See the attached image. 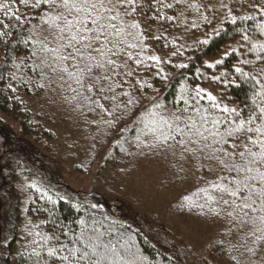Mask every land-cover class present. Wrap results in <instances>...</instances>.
Segmentation results:
<instances>
[{
    "label": "trees",
    "instance_id": "1",
    "mask_svg": "<svg viewBox=\"0 0 264 264\" xmlns=\"http://www.w3.org/2000/svg\"><path fill=\"white\" fill-rule=\"evenodd\" d=\"M0 5H8L7 9H0V20L9 24L8 29L0 25V32L7 33L0 36V113L19 126L22 138L38 145H54L57 150L67 144L71 153L76 147L69 134L82 133L86 130L84 124L91 126L90 119L98 120L102 128L99 133L112 136V150L100 167L99 179L114 190L130 192L145 208L158 204L163 196L175 195L162 211L170 221L167 232L171 235L176 228L173 237L179 232L192 236L188 241L191 249L195 245L201 255L198 261H190L189 251L168 238L166 232L107 213L93 207L94 203L66 198L47 186L31 191L21 203L14 183L21 167L18 164L15 173L3 171V181L12 187L15 201L0 233V264H44L49 260L46 248L59 247L55 237L68 242L71 235L80 232L81 219L89 228L102 222L101 230L111 231V239L130 249L128 258L136 264H264V240L256 239L260 233L253 236L251 225H241L242 214L237 215L223 203V199L233 198L215 187L227 184L220 177L235 178L236 174L210 158L207 149L190 154L177 143L180 137L164 143L159 133L152 131L161 117H186L196 107L215 115H228L212 108L207 99L211 90L206 93L203 89L204 76L214 80L213 97L218 104L237 109L241 118L249 112L259 115L257 106L264 107V96L257 95L264 85V50L259 47L264 44V33L259 27L264 24V0H136V11L125 20L140 25L139 29H128L139 33L136 39L128 37L137 47L122 46L124 54L113 57L126 67L118 69L120 75L114 77L121 84L115 92L116 101L100 100L103 110L72 92L68 84L73 88L77 85L74 81L65 83L66 74L53 73L47 67L41 71L39 65L45 53L40 48L51 37L37 14L39 10L25 8L18 0H0ZM5 11L15 12L26 22L8 20ZM203 40L208 43L202 44ZM129 52L131 60L127 59ZM153 56L160 62L150 59ZM213 58L223 63L208 68L207 61ZM179 64L187 67H175ZM236 68L246 75L237 73ZM129 71L131 76L126 75ZM41 84L44 87H39ZM197 88L203 90L202 99L196 96ZM124 93L130 94L133 104L127 105L129 97ZM184 99L188 100L187 105ZM185 107L187 113L182 112ZM69 119L84 121L83 128L66 126ZM259 123L260 120L255 122ZM226 127L227 124L222 125L221 131ZM207 143H211V138ZM100 145L103 146L102 140ZM240 150L242 147L237 153ZM252 150L259 151L258 147ZM236 160L242 162L238 155ZM228 212H233V216H228ZM65 232L69 235L65 236ZM45 235L52 238L47 244L41 239ZM34 250L41 253L40 257L32 255Z\"/></svg>",
    "mask_w": 264,
    "mask_h": 264
},
{
    "label": "snow or ice",
    "instance_id": "2",
    "mask_svg": "<svg viewBox=\"0 0 264 264\" xmlns=\"http://www.w3.org/2000/svg\"><path fill=\"white\" fill-rule=\"evenodd\" d=\"M18 3L25 8L39 10L37 14L49 30L51 39L46 40L40 48L45 53L39 65L41 71L47 67L53 73L66 74L68 80L65 83L74 81L77 85L73 88L68 84L71 91L82 95L86 101L96 104L102 110L104 105L100 103L101 99L115 102V92L121 84L115 82L114 77L119 76L118 69L126 65L118 64L113 57L119 58L124 54L125 49L122 46L129 49L137 47L136 44L129 42L128 37L136 39L139 33L130 32L128 29H139L140 25L125 20L126 16L136 11V0H32L31 3L29 0H18ZM7 8L8 5H0V9ZM5 16L17 23L26 22L15 12L5 11ZM232 22L235 23V18ZM0 25L4 29L9 28V24L3 20H0ZM259 27L264 33V24ZM4 35L7 33L0 32V36ZM201 43L207 44L208 41L203 40ZM255 47L256 45H253V48ZM259 47L264 50V44ZM126 55L127 59H132L130 52ZM150 59L160 62L155 56ZM222 63V60H217L215 64H207V67L215 68ZM175 67L182 69L187 65L179 64ZM235 71L246 75L240 68H236ZM126 75L131 76L132 72L129 71ZM60 78L63 79V75ZM39 87L42 88L44 85L41 84ZM202 91L199 88L195 90L196 96L201 99ZM84 92L90 95H84ZM124 95L129 97L127 105L133 104L130 94ZM257 95L264 96V85H261V92ZM207 99L211 102L212 108L228 115H215L207 109L196 107L194 113L186 117L176 114L170 119L161 117L157 122L158 126L152 131L154 134L159 133V138L164 143L180 137L177 143L190 154L196 151L204 152L207 149L210 158H215L227 172H234L235 178L220 177L221 181L227 180V184H216L215 187L233 198L231 201L222 199L223 203L230 205L237 215L242 214L241 225H251L253 236H256L257 232L260 233L256 236L257 241L264 240V107L257 106L259 115L249 112L245 118H241L240 111L221 106L211 94L207 95ZM253 102L255 103V100ZM184 104H188L187 99H184ZM182 112L187 113V107L182 109ZM232 116L236 119H230ZM257 120L261 123L255 124ZM224 124H227V127L221 131ZM210 138L211 143H207ZM189 144L199 147L189 148ZM216 145L219 147H214ZM241 147L242 150L237 153L236 150ZM253 147H258L259 151H253ZM237 155L242 162H237ZM48 199L51 201V197ZM228 216H233V212H228ZM78 223L80 232L71 235L68 242H61L59 237H55L59 247L46 248L49 260L44 261V264H136L133 259L128 258L130 249L120 244L119 240L111 239V231L101 230L104 228L102 222H96L90 228L83 219ZM64 235L69 234L65 232ZM41 239L47 244L52 238L45 235ZM248 250L253 251L251 248ZM32 255L40 257L41 253L34 250Z\"/></svg>",
    "mask_w": 264,
    "mask_h": 264
},
{
    "label": "rangeland",
    "instance_id": "3",
    "mask_svg": "<svg viewBox=\"0 0 264 264\" xmlns=\"http://www.w3.org/2000/svg\"><path fill=\"white\" fill-rule=\"evenodd\" d=\"M215 61L217 59L213 58L207 62L213 64ZM203 78L204 91L208 93L211 90L210 94L216 95L213 90L215 88L214 80L206 76ZM0 120V128H2L0 136L4 134V145L1 147L2 153H0V233L3 224L8 222L15 201L12 187L6 186L3 181V171L15 173L16 166L20 164L21 169L19 168L14 183L21 203L30 197L31 191L47 186L66 198L94 203L107 213H115L123 218H129L154 231H164L168 238L175 240L178 246L189 251L191 257L188 256V260L198 261L201 258L195 245H193L194 249H191L192 244L189 242L192 236L179 232L173 237L177 231L176 228L172 229L171 235L167 232L171 229L170 221L168 216H163L162 211L165 205L173 201L175 195L163 196L159 199L158 204L145 208L133 199L130 192L114 190L99 179L100 167L112 150V136L99 133L102 128L98 120L90 119L91 126L84 124L86 130H82V133L72 131L69 134V139L74 142L76 147L73 153L68 152L67 144L58 150L54 145L35 144L33 140L20 136L19 126L11 118L0 113ZM74 121V119L73 122L71 119L66 120V126L73 124V126L83 128L84 121L82 123L79 120ZM100 140L103 141V146L100 145ZM78 167H81L82 171L78 170ZM24 170L27 173H24ZM158 215L160 218L157 217Z\"/></svg>",
    "mask_w": 264,
    "mask_h": 264
}]
</instances>
